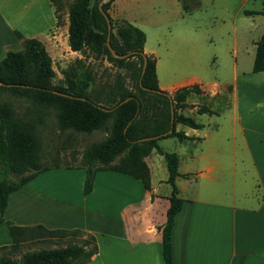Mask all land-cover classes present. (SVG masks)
Listing matches in <instances>:
<instances>
[{
  "label": "crops",
  "instance_id": "1",
  "mask_svg": "<svg viewBox=\"0 0 264 264\" xmlns=\"http://www.w3.org/2000/svg\"><path fill=\"white\" fill-rule=\"evenodd\" d=\"M249 1L240 0L214 46L207 42V24L217 18L208 23L191 10L184 11L188 17L150 18L143 10L139 23L124 17L121 0L113 3L121 18L145 32L144 50L156 59L159 87L171 96L191 89L176 111L199 126L176 122L185 137L158 140L179 158L177 196L184 201L172 229L174 264H264V122L257 121L264 110V71L253 70L261 37L251 35L264 24V0L258 9L245 8ZM69 25V14L60 24L51 0H0V60L21 44L15 31L41 40L54 59L53 46L68 36ZM145 160L150 189L130 175L99 170L85 193L83 165L40 173L9 195L0 247L13 244L10 223L43 225L95 236L98 252L86 264H165L160 227L173 187L163 154L154 150Z\"/></svg>",
  "mask_w": 264,
  "mask_h": 264
},
{
  "label": "trees",
  "instance_id": "2",
  "mask_svg": "<svg viewBox=\"0 0 264 264\" xmlns=\"http://www.w3.org/2000/svg\"><path fill=\"white\" fill-rule=\"evenodd\" d=\"M102 0H74L70 7L69 38L73 50H82L92 44L102 50L108 60L120 68L133 71L136 86L140 95L130 88L121 86L99 85L91 86L92 82L77 77V69L70 68L65 72V84H55V69L53 59L45 44L37 38H24L18 31L17 37L22 40L25 50L22 52L8 51L0 60V223L4 221L9 195L26 185L40 173L60 167L45 166L39 161L40 147L34 133L31 121L17 117L13 107L1 99L6 93L19 97L32 98L36 103L54 107L57 110L61 126L83 131L106 129L107 120L115 117V131L107 142L93 145L86 153L83 166L86 169L84 192L89 193L93 188L95 174L99 170H112L130 175L142 181L145 188H151L150 168L145 157L154 150L164 155L169 172L168 182L173 187L170 198L171 205L167 213V221L160 227L162 232V252L165 264H174L172 247V229L176 214L181 210L183 199L177 196L176 179L179 158L176 153L166 152L158 144V140L165 137H185L183 132L175 129L176 122L198 127L199 124L189 117L178 115L176 108L183 104L190 88H184L171 96L163 91L158 84L156 74V59L144 50L145 32L135 24L124 20L116 24L109 13L114 0L102 5L103 11L111 20L109 43L119 55L128 54L126 58L113 56L108 47L109 27L104 12L100 10ZM185 11L191 9V4L199 0H180ZM57 18L60 21L56 0ZM145 58L147 65L142 74ZM253 70L264 71V34L257 42L256 56ZM88 79V78H87ZM89 79H92L89 76ZM67 95H64V94ZM142 96L146 98L143 101ZM144 98V99H145ZM161 102L159 110L147 108L152 102ZM172 102L175 120L171 129ZM110 108L111 110H105ZM159 136L141 141L142 138ZM124 152V153H123ZM123 156L110 166H98L100 160L113 158L116 154ZM47 233H86L80 229H48L43 225L32 226ZM9 232L13 244L2 246L1 249L16 248L20 243V231L31 228L9 224ZM89 235L93 249L86 264L98 252L95 236ZM80 248L69 247L51 251H41L27 254L21 262L4 260L0 264H71L68 257L77 253Z\"/></svg>",
  "mask_w": 264,
  "mask_h": 264
},
{
  "label": "rangeland",
  "instance_id": "3",
  "mask_svg": "<svg viewBox=\"0 0 264 264\" xmlns=\"http://www.w3.org/2000/svg\"><path fill=\"white\" fill-rule=\"evenodd\" d=\"M115 1V0H114ZM114 1L111 4L109 13L116 24L124 21L114 10ZM231 4L215 5L214 0H199L196 4H191V11L197 14L198 18H207L209 23L210 18L214 19L212 24H207L210 29L207 33V42L212 41L214 46L219 44V36L225 32L224 24L233 21L234 12L240 0H229ZM262 0H250L245 4V8L258 9L263 7ZM74 0H56L60 9L57 11L60 14V24H64V20L69 14L70 7ZM158 5H161L163 11L158 13ZM55 7H57L55 5ZM13 10V8H11ZM120 10L124 17L128 20L136 19L141 21L144 11L150 18H163L164 14L186 15V11L176 0H121ZM144 10V11H143ZM181 14H178L180 13ZM185 11V13H184ZM183 13V14H182ZM10 21H13V18ZM70 20V19H69ZM238 22V19H237ZM13 23V22H12ZM207 26V27H208ZM70 27V25H69ZM141 28V27H140ZM69 31V29H68ZM264 31L262 24L258 31L252 32L254 39L257 41ZM67 36V35H66ZM258 42V41H257ZM256 42V43H257ZM68 45H67V44ZM58 45V47H57ZM55 54L53 59V67L55 69V84H65V72L70 68L77 69V77L80 80L86 79L92 82L91 86L98 87L99 85L114 86L120 84L130 88L133 92L140 95L136 86V80L133 76V71L128 68H120L111 63L102 50L92 44L86 45L82 50H73L69 33L67 37H61L57 40ZM25 50V45L21 42L20 45L10 46L9 51L22 52ZM77 52L76 53H72ZM76 54V55H75ZM249 59V58H247ZM91 76L92 79H89ZM88 78V79H87ZM141 96V95H140ZM142 96L143 101L146 98ZM1 99L7 101L14 109L17 117L23 120H29L34 125V133L40 147L39 161L45 166L72 168L83 165L86 159V153L93 145L105 143L115 131V117L112 116L107 120L106 129H96L92 131L77 130L74 128H63L57 110L54 107L44 106L36 103L32 98L19 97L6 93ZM161 102H152L148 108L145 106L147 113L151 109L159 110ZM258 122H264V110H258ZM124 153V152H123ZM123 153L116 154L113 158L100 160L98 166H110L115 164ZM66 171V170H59ZM11 239V238H10ZM20 243L16 248H6L0 250V263L4 260L21 262L27 254L37 253L41 251H51L61 248L76 247L80 248L77 253H72L68 257L71 264H81L87 259L88 253L93 249V244L86 233H47L43 230L34 227L22 230L18 234Z\"/></svg>",
  "mask_w": 264,
  "mask_h": 264
},
{
  "label": "water",
  "instance_id": "4",
  "mask_svg": "<svg viewBox=\"0 0 264 264\" xmlns=\"http://www.w3.org/2000/svg\"><path fill=\"white\" fill-rule=\"evenodd\" d=\"M107 1H109V0H102V1L100 2V10H101L102 12H104V11H103V8H102V5H103L105 2H107ZM104 15L106 16V19H107V22H108V27H109L108 43H107V44H108V47H109L111 53L113 54V56H115V57H117V58H126V57L128 56V54L119 55V54L116 53V51H115V50L113 49V47L110 45V43H109V37H110L111 30H112V27H111V20H110L109 16L107 15V13L104 12ZM146 65H147V59L145 58L144 65H143V70H142V74H144V72H145ZM0 84H3V83L0 81ZM62 94H64V93H62ZM64 95H67V94H64ZM104 109H105V110H111L110 108H109V109H108V108H104ZM174 111H175V110H174V106H173V102H172L171 129L169 130V132H171V131L174 129V127H173L174 120H175V114H174ZM157 137H159V136L145 137V138H142L141 141L148 140V139H152V138H157Z\"/></svg>",
  "mask_w": 264,
  "mask_h": 264
}]
</instances>
